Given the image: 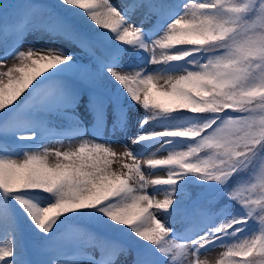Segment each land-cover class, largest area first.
Instances as JSON below:
<instances>
[{"label":"snow or ice","instance_id":"snow-or-ice-1","mask_svg":"<svg viewBox=\"0 0 264 264\" xmlns=\"http://www.w3.org/2000/svg\"><path fill=\"white\" fill-rule=\"evenodd\" d=\"M5 5L0 264H205L216 248L225 249L218 264H264V0H60L69 18L34 3ZM41 29L79 53L25 48L26 33ZM129 51L136 62H123ZM124 96L143 115L117 153L101 132L109 113L112 132L127 131ZM81 105L96 138L50 153L46 142L65 135L57 121L72 122L71 138L84 135ZM117 156L131 160L120 172L111 168ZM160 167L166 176L155 175ZM188 177L215 195L189 196ZM221 197L227 203L217 208ZM81 222L99 231L68 227Z\"/></svg>","mask_w":264,"mask_h":264},{"label":"rangeland","instance_id":"rangeland-1","mask_svg":"<svg viewBox=\"0 0 264 264\" xmlns=\"http://www.w3.org/2000/svg\"><path fill=\"white\" fill-rule=\"evenodd\" d=\"M112 3L116 5H122L125 0H111ZM48 44H53L54 46L58 47H64L66 51H69L76 56L79 53V50L76 48L74 44H72L70 41H67L63 39L61 36L54 35L50 33L49 31L46 30H39L36 32H28L25 35L23 45L25 48H27L30 45H35L36 47H44L45 45ZM3 55V54H2ZM84 59L83 57H81ZM139 59L138 54L135 52L129 51L128 53L125 54L123 57V62L124 63H134ZM14 60L12 58H9L8 60V65H12ZM19 75V74H16ZM162 83V81H161ZM112 91H115V89H112ZM24 97L22 96L20 100H22ZM18 100L17 102H19ZM122 107L125 109L127 112V117H128V124H127V131H118L116 133H113L111 130V113H109L108 116V122L105 128L102 130L101 135L104 139H109L112 140L116 143L112 144L111 147L112 149L120 153L123 151L122 144H128L129 143V138L133 135H136L139 131V128L137 127V122L139 118H142L143 112L141 109H139L135 105H130V103L127 101V97H123V103ZM76 112L78 113V118L81 121L84 129V135L80 138H71L72 133L69 132L68 134H65L63 138L57 137L53 139L50 142H46L48 151L50 153H54L57 150L60 151H71L74 150L75 148H78L81 139L83 140H94L96 136L94 135L93 132H91L90 125H93V119L90 111L87 110L85 106H77ZM59 128H70L72 122L68 119H64L62 121H57L56 122ZM134 151H140L141 149L138 146H133ZM155 151V149H153ZM151 155V153L146 154ZM167 155V152H158L156 153V158H163ZM115 159V162L111 165V168L113 171L120 172L122 170L121 164L122 163H131V160L128 158H121L117 156ZM50 163L55 162V157L54 155H50L49 157ZM145 169L147 170V166H144ZM123 171H126L124 169ZM156 176H161L164 177L167 174V169L160 167L155 170H153ZM151 188L148 189L149 192H151ZM195 192L194 194H196ZM193 194V192H191ZM158 199H162L163 196H157ZM154 210V209H153ZM121 238L128 243V247L130 248H135V243L133 240L123 236L121 234ZM225 249L223 248H216L212 252L207 253L201 257V260L205 262V264H218L220 257V254L224 251ZM131 258V257H129Z\"/></svg>","mask_w":264,"mask_h":264},{"label":"trees","instance_id":"trees-1","mask_svg":"<svg viewBox=\"0 0 264 264\" xmlns=\"http://www.w3.org/2000/svg\"><path fill=\"white\" fill-rule=\"evenodd\" d=\"M22 0H0V4H6L5 7H11L12 5H17L19 4V2ZM45 2V4L39 8L43 9L45 11V13H50L52 14L54 9L53 7H56L57 9H62V11H64L66 14L70 15L68 13V11L65 9V7H62L60 5V0H43ZM3 9L0 8V17L3 16ZM16 10L9 8L8 12H9V20L14 18V12ZM45 18H47V16H45ZM72 20L83 26V27H88V25L85 23L84 20H81L78 17H71ZM86 20V18H85ZM2 47H0V51H1ZM24 95H27V93H25ZM21 99V98H20ZM189 183L187 185V192L188 195L191 197H196V195L198 193L203 192L205 194V196L210 197L215 195V191L212 188H209L206 185H202L200 181L196 180L195 177H188L187 178ZM191 192H193V194H191ZM195 192H197L196 194H194ZM227 203V197H221L217 202H216V207L217 208H223L225 206V204ZM10 209L13 210L16 213H20L19 207L18 205L15 204V202H11L9 205ZM237 206L235 205H231V208L233 211H235ZM17 219L19 220L20 224H21V231L24 232L23 237L24 240L27 244H31V231H30V221H27V218L24 217L22 215V213L20 215H18ZM73 226V225H72ZM73 227H79V228H88L91 231H96L93 227H91V225H86L84 222H81L79 224L74 225Z\"/></svg>","mask_w":264,"mask_h":264}]
</instances>
